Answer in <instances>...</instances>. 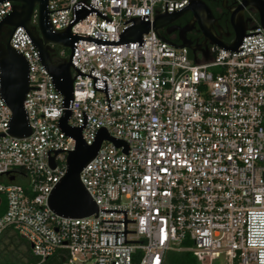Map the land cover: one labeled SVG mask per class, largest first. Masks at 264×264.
Wrapping results in <instances>:
<instances>
[{"label":"built area","instance_id":"built-area-1","mask_svg":"<svg viewBox=\"0 0 264 264\" xmlns=\"http://www.w3.org/2000/svg\"><path fill=\"white\" fill-rule=\"evenodd\" d=\"M77 0H48L54 29L73 18ZM189 0H90L110 22L90 12L71 25V32L118 40L126 20L157 11L178 10ZM15 3H0V19ZM69 7V8H67ZM65 8V9H63ZM61 9V10H58ZM56 10V11H53ZM157 10V11H155ZM35 8L31 22L36 25ZM124 23V24H123ZM253 26H258L252 28ZM252 28V29H251ZM237 50L218 45L195 55L174 47L150 29L138 42L103 45L77 40L72 62V113L68 125L87 123L81 134L88 145L104 126L125 140L116 147L104 140L80 172V180L98 206V214L64 217L48 205V196L67 170L75 139L57 125L61 93L42 66L36 47L22 26L10 44L28 60L29 88L23 105L29 136L7 132L11 109L0 98V232L11 228L41 261L57 249L68 250L67 264H164L169 251L191 252L202 264L224 253L231 264H264V28L254 18ZM57 54V53H56ZM57 56L64 58L61 50ZM68 57V56H67ZM58 151L54 168L49 149ZM13 177V180H11ZM28 179L25 188L14 183ZM101 209H125L124 212ZM97 215V217H95ZM34 264V263H29ZM38 264V263H35Z\"/></svg>","mask_w":264,"mask_h":264},{"label":"water","instance_id":"water-1","mask_svg":"<svg viewBox=\"0 0 264 264\" xmlns=\"http://www.w3.org/2000/svg\"><path fill=\"white\" fill-rule=\"evenodd\" d=\"M3 1L6 0H0V3ZM11 1L15 3L12 5L11 11L0 19V98L12 111V115L7 123L6 133L16 137L30 135L32 130L23 102L29 88L40 89L39 86L29 87V62L20 51L10 44V39L16 27L22 26L30 37L32 44L36 47L39 60L42 66L49 72L52 84L57 90V93L63 95L61 103L63 112L57 121L58 128L65 135L75 139V147L73 150L59 148L49 149L47 151L48 165L54 168L56 165L54 161L56 153L58 151L68 150L66 158L67 170L51 190L48 196V205L55 213L64 217H86L94 213L98 214V206L82 184L80 172L96 156L104 140L112 142L116 147L124 146L122 152L125 154L129 153L128 149L130 148L125 140L111 136L104 126L99 127L95 132L92 144L88 145L81 134L88 120L87 114L84 111H82V125H68V119L72 113L73 81L78 75H87L93 78V88L105 92L108 110L111 109L105 79L101 78V81L104 82V88L96 87V80H99V77L93 76L91 70L90 75L81 72L72 62L77 40H90L103 45L138 42V46H143L145 40L142 39V34L153 29L157 33V36L168 44L174 47L189 48V45L183 39L181 44H175L167 40L161 33L162 27L186 11H191L195 17H198L201 13L200 15H204L202 17L211 21L209 22L211 24L213 19L212 12L201 0H189L186 5L176 11H167L166 2L165 13H159V11L155 10L157 13L154 16V21H149V14L132 17L124 22L132 21V24L123 28L118 40H107L71 32V25L90 12H95L107 22H110V19L105 14L90 4V0H77L72 7V20L65 28L58 30L52 26L49 17V12L51 11L48 10V0ZM239 6L241 8L240 13L232 11V25L234 28L232 41L227 43L222 40L221 36H213L209 39L210 44L218 45L228 50L240 51L243 49L237 50V48L243 43L244 36L260 33L253 32L246 34V31L250 28L248 24L250 19H245L242 12L244 8L255 9L259 15V22L264 28V0H242ZM35 8L38 10V21L36 25L31 22ZM199 23L201 27L205 26L200 18ZM256 27L258 26H253L252 28ZM54 46L70 49V55L65 58L57 56ZM200 51L203 52L207 59V47L203 46ZM193 55L195 59L196 50H193ZM73 71H77V75L74 77ZM6 133L0 132V136H4ZM11 180H13V177H11ZM101 211L124 212V220H101L124 222V231H101L115 232V244L117 232H124V242H139V240H126V232H136V230H126V222H135V220L126 219L125 209H101Z\"/></svg>","mask_w":264,"mask_h":264},{"label":"flooded vegetation","instance_id":"flooded-vegetation-1","mask_svg":"<svg viewBox=\"0 0 264 264\" xmlns=\"http://www.w3.org/2000/svg\"><path fill=\"white\" fill-rule=\"evenodd\" d=\"M203 4L207 5L212 12V23L206 20L204 15H195L191 11H186L179 17L173 19L170 23L162 27L161 33L167 40L175 44H181L182 39L189 45V52L193 54V50H196V54L201 52L200 49L203 46L207 47V50L212 46L209 39L211 37L221 36L224 42H231L234 36V28L232 25V11L240 13V4L242 0H201ZM245 19L248 21L249 27H251L254 18H258V12L255 9L244 8L242 10ZM199 18L204 23V27H201ZM58 46H54L55 50Z\"/></svg>","mask_w":264,"mask_h":264},{"label":"trees","instance_id":"trees-1","mask_svg":"<svg viewBox=\"0 0 264 264\" xmlns=\"http://www.w3.org/2000/svg\"><path fill=\"white\" fill-rule=\"evenodd\" d=\"M64 51V58L67 57L66 48L57 47L56 53ZM1 181H5L4 178H0ZM16 178L13 182L19 183L25 188L27 183L18 181ZM5 207L0 206V215L4 213ZM11 228H7L0 232V264H67L69 253L65 248L57 249L52 255L48 256L45 260L34 255L30 244L22 238L17 232H11ZM8 239L9 242L5 243L4 240ZM3 246L1 247V245ZM196 257L191 252H177L169 251L166 253L164 264H196Z\"/></svg>","mask_w":264,"mask_h":264},{"label":"rangeland","instance_id":"rangeland-1","mask_svg":"<svg viewBox=\"0 0 264 264\" xmlns=\"http://www.w3.org/2000/svg\"><path fill=\"white\" fill-rule=\"evenodd\" d=\"M66 49H67L66 54H67V56H69L70 55V49H68V48H66ZM18 181L23 182V183H27L28 179H26L24 177V178H19ZM1 197H2V202H1L0 206L2 205V207H5V209H6V200L4 198V195H2ZM4 242L7 243V242H9V240L5 239ZM2 246H3V244L1 245V247ZM196 264H202V263L200 261H197ZM211 264H231V263L229 262V260L227 259V257L225 256L224 253H220L211 261Z\"/></svg>","mask_w":264,"mask_h":264},{"label":"crops","instance_id":"crops-1","mask_svg":"<svg viewBox=\"0 0 264 264\" xmlns=\"http://www.w3.org/2000/svg\"><path fill=\"white\" fill-rule=\"evenodd\" d=\"M14 230H12L11 232H13Z\"/></svg>","mask_w":264,"mask_h":264}]
</instances>
